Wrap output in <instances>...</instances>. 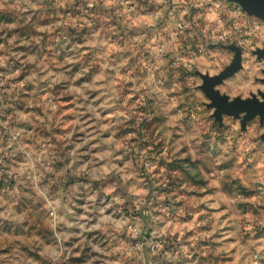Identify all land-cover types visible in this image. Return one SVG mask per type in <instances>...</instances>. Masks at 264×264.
I'll return each mask as SVG.
<instances>
[{"label": "rangeland", "instance_id": "1", "mask_svg": "<svg viewBox=\"0 0 264 264\" xmlns=\"http://www.w3.org/2000/svg\"><path fill=\"white\" fill-rule=\"evenodd\" d=\"M101 1L0 0V264H264V125L220 124L196 75L229 67L233 44L242 69L217 89L259 96L264 21L177 0L166 47L191 59L162 83L163 36Z\"/></svg>", "mask_w": 264, "mask_h": 264}, {"label": "crops", "instance_id": "2", "mask_svg": "<svg viewBox=\"0 0 264 264\" xmlns=\"http://www.w3.org/2000/svg\"><path fill=\"white\" fill-rule=\"evenodd\" d=\"M101 2L105 3L106 6L105 7H102V6L98 7L96 5V7L99 8L102 15H107L108 17H111V15H114L116 17L123 16L125 19H128V17H130V16L132 17V16L136 15L134 19H137L138 23H141V24L144 23L145 25L147 24L150 26H154V27L150 28V31L148 30L149 33L151 32L150 35H152V36L158 35L160 37L163 36L162 37L163 46H161L160 48L156 47V45H154L156 43L155 39H153L151 41L152 46H149V48L152 49L153 53L156 54L157 57H160L158 62L156 63V68H157L156 74H157V78L162 83L166 82L165 79H167L168 74H171L175 68L180 69L182 67L183 68L189 67V65L187 63L188 61H186V60L191 57L190 56L191 53H188L187 55H184L183 57L179 58L178 53L172 54L169 52V50L166 47L167 46V40L170 39V34L172 33V26H173L174 22L176 23V21H174L175 18L173 16L177 17V16H180L181 14L187 13L186 10L180 11V12H178V14L176 13L175 7L178 8V5L180 4V3H178L177 0H175V1H172V0H128V1L127 0H115V1L102 0ZM129 3L134 5L135 8L132 7L130 9L132 11V14L130 16H126V14H124L122 12L121 8H122V4H125L123 7L125 9L126 8L128 9V7H130L128 5ZM172 5H174V6H172ZM97 8L96 9H90L89 10L90 13H93L96 10L95 14H98ZM88 16H90V15H88ZM132 21H134V20H132ZM174 25H176V24H174ZM179 25H183V24L181 23ZM179 25H178V28H179ZM155 26H157V27H155ZM177 31L179 33H181V35H185L183 30L179 29ZM186 35H188V33ZM213 44H214L213 42L208 43L206 40L204 44L201 43L200 47L202 49H204L205 47L206 48L211 47ZM159 53H163V55H159ZM157 57H155V58H157ZM183 64H185V65H183ZM154 66H155V64H154ZM154 70H156V69H154ZM199 114H201V113H198L197 115H199ZM119 116H121L123 119H125V121L128 120V121L132 122L130 129L124 135L123 142L126 143L129 147H131V146L135 147L136 145H140V141L142 140L144 135L142 134L143 133L142 128L140 127V125H138V122H139L138 119L137 120L135 119L136 113L134 112L133 108L131 106L121 107V109H119ZM4 142H5V140L3 139V137H0V144L3 145ZM117 184H118V186H117L118 191H120V189H121V191L127 192V194L129 193L128 187H126V185H123L122 183H117ZM73 262H74V260H73ZM83 264H85V263L83 262ZM86 264H90L89 260Z\"/></svg>", "mask_w": 264, "mask_h": 264}, {"label": "water", "instance_id": "3", "mask_svg": "<svg viewBox=\"0 0 264 264\" xmlns=\"http://www.w3.org/2000/svg\"><path fill=\"white\" fill-rule=\"evenodd\" d=\"M229 2L239 4L242 9L250 16L257 17L264 21V0H227ZM235 54L232 64L225 68L220 74L210 76L196 72L203 83L200 90L208 98L210 103L207 105L209 109L214 110V118L220 124L223 117H233L241 121L242 128H246L248 122L258 118L261 125H264V91L259 92V96L253 94L251 98L244 99L237 97L231 100L227 95L222 94L217 88L221 86L225 80L234 76L242 69V51L236 45L227 47ZM255 54L259 59L264 58V49H258ZM264 74V71H263ZM264 83V79L261 80Z\"/></svg>", "mask_w": 264, "mask_h": 264}, {"label": "built area", "instance_id": "4", "mask_svg": "<svg viewBox=\"0 0 264 264\" xmlns=\"http://www.w3.org/2000/svg\"><path fill=\"white\" fill-rule=\"evenodd\" d=\"M238 16H240V13L238 14ZM221 23V21H219V24ZM183 28H184V25H179V29H181V30H183ZM223 36V35H222ZM222 36H219L218 37V40L220 41V42H222V41H224V37H222ZM219 41H217V43L219 42ZM219 42V43H220ZM241 44L242 45H244V42H241ZM159 246V243H158V245H157V247Z\"/></svg>", "mask_w": 264, "mask_h": 264}, {"label": "trees", "instance_id": "5", "mask_svg": "<svg viewBox=\"0 0 264 264\" xmlns=\"http://www.w3.org/2000/svg\"><path fill=\"white\" fill-rule=\"evenodd\" d=\"M3 183H7V182H5V180L0 178V184H3Z\"/></svg>", "mask_w": 264, "mask_h": 264}]
</instances>
